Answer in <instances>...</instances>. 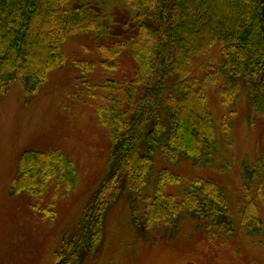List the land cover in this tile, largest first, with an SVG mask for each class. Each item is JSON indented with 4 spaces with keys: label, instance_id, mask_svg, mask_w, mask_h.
I'll use <instances>...</instances> for the list:
<instances>
[{
    "label": "trees",
    "instance_id": "16d2710c",
    "mask_svg": "<svg viewBox=\"0 0 264 264\" xmlns=\"http://www.w3.org/2000/svg\"><path fill=\"white\" fill-rule=\"evenodd\" d=\"M76 35L95 44L101 77L91 80V59H74L75 86L112 147L105 176L63 229L49 264L95 262L117 204L127 209L134 244L171 241L185 224L212 243L234 237L238 226L261 244L262 154L240 164L235 212L215 179L174 168H210L231 148L239 102L248 129L264 121V0H0V96L14 83L36 95L66 63L64 44ZM211 89L226 108L219 120L208 106ZM77 183L63 152L28 149L8 193L33 198L34 212L52 219L56 198Z\"/></svg>",
    "mask_w": 264,
    "mask_h": 264
},
{
    "label": "rangeland",
    "instance_id": "374dc122",
    "mask_svg": "<svg viewBox=\"0 0 264 264\" xmlns=\"http://www.w3.org/2000/svg\"><path fill=\"white\" fill-rule=\"evenodd\" d=\"M64 51L66 63L50 74L36 95H26L22 86L14 83L7 94L0 96V264H49L63 229L76 222L90 192L107 171L111 141L106 129L97 124L93 105L80 98L72 67L74 59L89 58L94 63L91 80L100 78L95 44L85 35H76L65 42ZM208 106L216 120L226 112L212 89L208 90ZM244 111L241 101L231 122L233 144L219 153L213 166L193 170L182 164L174 168L188 176L215 179L225 188L234 212L242 185L240 164L260 154L264 162V121L248 129ZM28 149H58L74 161L77 169V186L56 198L52 219L34 212L33 198L8 193L17 157ZM48 201L46 194L42 203ZM258 207L264 225V205ZM127 214V209L117 204L109 217L104 247L90 264H264V238L259 244L246 238L238 226L234 237L212 243L185 224L173 240L147 246L131 240Z\"/></svg>",
    "mask_w": 264,
    "mask_h": 264
}]
</instances>
